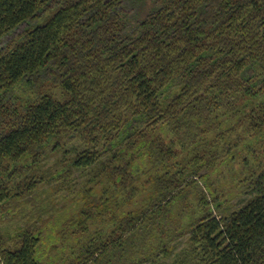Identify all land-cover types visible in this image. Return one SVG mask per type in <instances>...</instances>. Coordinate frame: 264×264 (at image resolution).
Masks as SVG:
<instances>
[{
    "label": "trees",
    "instance_id": "1",
    "mask_svg": "<svg viewBox=\"0 0 264 264\" xmlns=\"http://www.w3.org/2000/svg\"><path fill=\"white\" fill-rule=\"evenodd\" d=\"M260 153L264 0H0V264H264ZM234 163L233 208L212 176Z\"/></svg>",
    "mask_w": 264,
    "mask_h": 264
},
{
    "label": "rangeland",
    "instance_id": "2",
    "mask_svg": "<svg viewBox=\"0 0 264 264\" xmlns=\"http://www.w3.org/2000/svg\"><path fill=\"white\" fill-rule=\"evenodd\" d=\"M21 29L22 27L16 30L15 34H17ZM27 93L28 91L25 88L24 90H21L20 94L26 95ZM66 156L68 157L65 158ZM69 156L70 153L64 155L62 153H59L48 158L44 167V172H48V175L46 176H50V173H58L59 170L63 169V165L66 164L67 161H69ZM260 156L263 157L264 154L260 153ZM212 177L215 180V183L218 186H221L220 188L222 189V193L226 195L229 194L230 201L227 202L226 205H231V207L234 208L235 206L239 205L244 199L250 196L249 193L243 192L244 187L243 185H241L242 182L240 181L241 178H243V172H241V167L239 164H222L221 166H219V170L214 173ZM82 184L83 176L76 172L73 176L67 179L59 178L55 180L52 183V185L55 186L54 188L48 187L47 185L43 188L42 192L39 195L31 197V201L30 199H25L20 202L15 201L14 203H10V206H2L1 210H5L4 214L7 215L9 213V215H12V217L6 221H3L1 225L3 226V228H6V231H9V233H13L16 229L19 228V226L28 222H33L35 217L27 216V211L35 212V204L48 205L51 208L49 213H55L56 210L61 207V204L67 203L68 200L76 196V192L82 186ZM52 201H54V203L57 205L52 207ZM183 245H185V238L179 240V246L175 250V252H178ZM172 261L173 256L165 258L162 261H154L153 263L147 261L143 262L142 264H171Z\"/></svg>",
    "mask_w": 264,
    "mask_h": 264
}]
</instances>
